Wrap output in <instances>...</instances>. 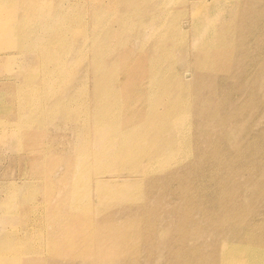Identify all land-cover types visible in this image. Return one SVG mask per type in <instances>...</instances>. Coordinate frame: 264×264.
Instances as JSON below:
<instances>
[{
	"label": "bare ground",
	"instance_id": "1",
	"mask_svg": "<svg viewBox=\"0 0 264 264\" xmlns=\"http://www.w3.org/2000/svg\"><path fill=\"white\" fill-rule=\"evenodd\" d=\"M2 66L0 264H264V0H0Z\"/></svg>",
	"mask_w": 264,
	"mask_h": 264
},
{
	"label": "rangeland",
	"instance_id": "2",
	"mask_svg": "<svg viewBox=\"0 0 264 264\" xmlns=\"http://www.w3.org/2000/svg\"><path fill=\"white\" fill-rule=\"evenodd\" d=\"M232 3L234 4V0H232ZM86 18L88 20V14L86 15ZM14 52H16V49H15ZM9 72H10V67H8V66L0 67V74H4V75L10 76ZM22 102H24V100H22ZM92 155H93V148L91 147L90 153H88V151L85 152V157L90 158V157H92ZM88 168H92L91 164L88 165ZM17 170H18V166L14 162H5V163L0 162V174L3 173L4 171H7V172L11 171V172L17 173ZM8 175L10 176V174H8ZM141 177H142L141 173H138V176H135L133 178L134 179H140ZM91 190H93V189H91ZM89 194H90V192H89ZM98 233L96 234V237H95L96 241L98 239V237H97V235H99Z\"/></svg>",
	"mask_w": 264,
	"mask_h": 264
}]
</instances>
